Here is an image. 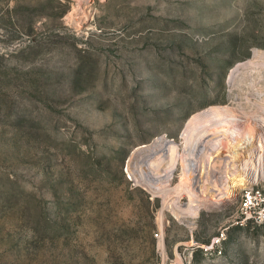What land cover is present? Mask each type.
<instances>
[{
  "label": "rangeland",
  "instance_id": "obj_1",
  "mask_svg": "<svg viewBox=\"0 0 264 264\" xmlns=\"http://www.w3.org/2000/svg\"><path fill=\"white\" fill-rule=\"evenodd\" d=\"M213 106L264 107V0H0V264H264V225H234L264 120L214 157L230 198L169 209L190 201L186 125ZM160 139L178 151L164 193L141 153Z\"/></svg>",
  "mask_w": 264,
  "mask_h": 264
},
{
  "label": "bare ground",
  "instance_id": "obj_2",
  "mask_svg": "<svg viewBox=\"0 0 264 264\" xmlns=\"http://www.w3.org/2000/svg\"><path fill=\"white\" fill-rule=\"evenodd\" d=\"M240 68L241 66L235 68L232 78ZM251 120H264V107L238 116L228 106H213L196 113L190 118L183 133L186 139L192 136L197 137V142L192 143V147L188 151V157L184 160L186 162L184 168L188 177L187 181L189 180L188 182L183 180L184 190L190 196V201L186 208H179L180 205L178 206L177 200H173L172 204L170 203L169 209L174 218L179 221L196 218L200 209L198 203L205 205V203L207 204L213 200L219 201L230 198L231 193L223 188L221 182H225L229 177L231 164L223 165L217 169L214 167L216 160L214 157L222 153L229 156L239 149L247 148L248 143L244 145L238 143L236 145L234 138L239 134L237 126L244 121ZM259 147L262 146L259 145ZM261 150L263 153L264 148L262 147ZM177 152V145L174 141L166 139H160L154 144L141 149V153L147 154L143 161L146 170L144 182L149 189L161 193L169 190L166 187L170 186V178L177 164ZM155 158L156 160H154ZM255 160L258 166L255 162L254 165L257 166L258 171L253 172L250 170L249 175L264 179V161H261L264 158L259 155ZM244 166L246 167V164ZM212 169H216L214 170L215 175L211 174ZM189 184L192 185L189 186Z\"/></svg>",
  "mask_w": 264,
  "mask_h": 264
},
{
  "label": "built area",
  "instance_id": "obj_3",
  "mask_svg": "<svg viewBox=\"0 0 264 264\" xmlns=\"http://www.w3.org/2000/svg\"><path fill=\"white\" fill-rule=\"evenodd\" d=\"M247 182L251 184L242 188L239 192L237 217L234 225L246 227L264 225V179L253 178L247 175ZM228 228L221 230L212 240L210 246L205 247L206 253L211 255H221L224 243L228 238ZM157 238L160 233L155 234Z\"/></svg>",
  "mask_w": 264,
  "mask_h": 264
},
{
  "label": "water",
  "instance_id": "obj_4",
  "mask_svg": "<svg viewBox=\"0 0 264 264\" xmlns=\"http://www.w3.org/2000/svg\"><path fill=\"white\" fill-rule=\"evenodd\" d=\"M251 183L250 182H246V186L250 185ZM238 189H242L240 188L239 186H237Z\"/></svg>",
  "mask_w": 264,
  "mask_h": 264
}]
</instances>
